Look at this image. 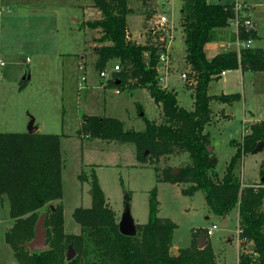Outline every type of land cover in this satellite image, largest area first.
Returning <instances> with one entry per match:
<instances>
[{
    "label": "trees",
    "instance_id": "trees-1",
    "mask_svg": "<svg viewBox=\"0 0 264 264\" xmlns=\"http://www.w3.org/2000/svg\"><path fill=\"white\" fill-rule=\"evenodd\" d=\"M183 2L180 19L189 70L185 86L192 90V109L179 103L176 90L159 84L158 41L138 43L128 36L126 17L132 9L127 0H93L102 13L100 18L87 22L89 27L99 28L100 32L97 40L101 44L93 50L95 68L101 72L112 60H117L121 69L112 71L110 85L123 91L145 87L162 106L164 120L157 123L145 117V129L136 130L126 129L116 116L85 115L78 134H91L106 141L133 142L136 158L141 163L154 164L158 181L186 183L188 186H183L181 191L187 194L203 190L207 205L219 215H226L238 207L240 240L248 241L247 248H240L238 264H264V180L243 185L238 172L244 154L252 152L257 143L264 140V119L249 124L250 130L242 139L234 140L237 148L223 174L215 170L214 153L207 149L211 144L210 133L206 130L213 122L211 101L230 104L242 97L240 92L211 95V81L229 69L263 72L264 48L246 46L222 50L208 58L207 43L256 39V28L246 29L242 25V17L249 13L241 17L239 10L238 31L229 28L236 16L235 3ZM182 153H187L188 160L178 167L157 165L163 156ZM63 165L60 134L38 130L0 132V198H8L9 213L14 219L5 233V242L13 248L20 264H224L216 259L211 242L199 248L196 238L190 246L172 251L178 225L168 216H159L156 187L151 190L147 222L136 223L135 235L122 233L117 213L109 205L96 172L91 175V206H78L74 210V219L81 225L82 232H66L63 204H57L54 209L50 206L64 195ZM260 171L263 177L264 162ZM44 208L48 248L34 251L25 243L35 236V224ZM205 232L208 233V229ZM70 244L77 254L67 261Z\"/></svg>",
    "mask_w": 264,
    "mask_h": 264
},
{
    "label": "rangeland",
    "instance_id": "rangeland-1",
    "mask_svg": "<svg viewBox=\"0 0 264 264\" xmlns=\"http://www.w3.org/2000/svg\"><path fill=\"white\" fill-rule=\"evenodd\" d=\"M13 1L8 3L21 5L28 2L33 4L42 2V0ZM73 1L50 0V4L57 3L62 8L72 9L69 4ZM183 1L127 0V3L134 8V12L127 15V21L136 29L141 30L136 32L135 37H131L139 43L144 41L155 43L163 32H168L173 36L169 50L171 72L168 78L160 84L165 88H176L179 103L192 109V90L185 86L188 81L182 77L183 71L189 73L188 67L185 66V53L182 49L184 39L180 13ZM207 1L216 2V0ZM252 1L256 6L254 17L257 19L258 34L261 38L256 41L251 40L252 43L249 42L248 46L264 48V0ZM83 2L87 3L88 0H83ZM163 3L168 6L164 10L172 20L169 26H164V28L168 27L167 32L163 27L157 28L153 20L157 13L163 10ZM233 3L239 5L241 15L245 12L250 14L251 5L247 0H235ZM99 13L98 8L90 7L83 17L89 20L97 17ZM48 16H50L48 12H43L30 20L31 17L26 13L25 26L20 25V28L16 30L20 32L17 37L19 40L14 42L17 56L11 57L7 54L3 56L6 61L5 65L0 64V132L28 131L29 122L34 118L35 125L40 124L43 127L39 132L60 134L64 160L62 168L64 195L50 204L54 206L63 204L66 232L71 234L82 232L81 225L74 219V210L78 206H91V175L96 172L109 205L117 213L118 221L124 212L128 194L136 223L147 222L151 190L156 187L160 202L159 216H168L178 225L173 236V252L190 246L194 238L197 240L203 233H206L205 230L217 224L218 227L213 234L206 233L207 242L211 244L213 242L215 257L219 263L238 264L239 248H247L248 241L243 240L240 245L238 240L240 228L237 208L223 218L207 205L203 190L198 189L194 193L187 194L181 191V186H188L186 183L158 181L154 164L151 165L149 162L144 164L136 158V145L133 142L106 141L96 136L93 137L91 134L82 136L78 134L85 115L116 116L123 120L126 129L144 130L147 125L145 117L160 123L164 120V110L145 88L137 87L125 90L126 92L120 95V100L114 101L107 111H102V98L99 97L102 94L98 92L99 90H95L103 88L96 86L101 82V75L93 62L96 58L92 54L93 41L96 40L93 39L94 32L80 26L71 27L68 21L67 23L56 21L59 29L55 30L51 23V16ZM32 23L35 24L34 27L31 26ZM229 28L236 29V19L231 20ZM87 41L91 43L86 47L85 54L87 57H92L89 60L86 58V65L82 57L78 58L80 60L78 61L75 59L76 56L67 59L65 54H60L66 51L81 52ZM96 42L100 44L97 40ZM214 42L216 41L207 43L205 47L209 55L215 49ZM41 44L47 45V48L44 47L45 49H41L40 52H35L34 47ZM219 44L217 49H224L223 51L239 49L242 46V42L237 44L231 39L220 41ZM27 56L31 58L30 63H28ZM117 63V60H112L108 68ZM30 67L32 78L22 80L23 72L25 69L29 70ZM222 75L211 81L209 91L211 94L239 91L243 95L241 99L234 100L230 104L222 103V105L214 100L211 102L213 123L208 128L212 138L211 145L214 144L216 147L213 151L217 158L215 170L223 174L233 153L232 145H230L231 138L240 141L243 134L250 130L251 122L248 121L246 125H243L244 119L248 118L251 112V117L255 115L264 118V73L253 71L242 73L241 69L235 68ZM80 84L84 85V88L79 89ZM257 88L260 91L256 90ZM78 90L83 91L81 93ZM226 113L229 115L232 113V115L226 122L219 121L226 116ZM186 160H188L187 153L163 156L157 165L160 168L167 165L178 167ZM263 162L264 148L255 153L244 154L238 167L242 180L249 182L264 178L260 171ZM9 210L8 198H0V264H20L14 255L13 248L5 242V233L14 222ZM230 237L231 241H229Z\"/></svg>",
    "mask_w": 264,
    "mask_h": 264
},
{
    "label": "crops",
    "instance_id": "crops-1",
    "mask_svg": "<svg viewBox=\"0 0 264 264\" xmlns=\"http://www.w3.org/2000/svg\"><path fill=\"white\" fill-rule=\"evenodd\" d=\"M234 1L235 0H216V2H213V3H223V4H227V3H233ZM247 1L251 5L250 16L254 20V23H255V26H256V29H257L256 31H257V34H258V26H257L258 23H257V19L254 17V10H255L256 6H255V4L253 3L252 0H247ZM8 2H14V1L11 0V1H8ZM8 2L6 0H4V2H3V0H0V64L1 65H5L6 59L4 60V58H3V56H5V54H7V55H9L11 57L17 56V54H16L17 53V51H16V44L14 42H16V41L19 40V39H17V37H19L20 32H17L16 30L20 28V25H22L23 27L25 26L24 16H25L26 13H27V16L31 17L30 20H33L36 17H38L40 13L48 12L49 15L51 16V17L50 16H48V17L52 18L51 19V23L53 24V27H54L55 30H58L59 29L58 28V23L56 21H61V22H65V23H67V21H68L69 22V26H71V27L74 26V27H77L78 28L80 26V27H84L85 29H88L89 31L92 30L94 32L93 39H96L97 40V37L100 36L99 28H93V27H91V26L89 27L87 25V22H89L90 20L98 19V18H100L102 16L101 10L97 6H95V4H93V0H88L87 3H84L83 0H74L73 3H70L69 4V5H71L72 9H70V7L69 8H67V7L62 8V6L59 5V4H57V3H55V4L52 3V5H51L50 4V0H42V2L41 3L39 2L38 4H33L32 2H28L26 4H21V5H19L17 3H13L11 5ZM162 5H163V10L160 11L159 13H163V14H166L167 15V12H165L164 8H168V6H166V3H163ZM129 6L132 9L131 12H134V8L130 5V3H129ZM90 7L98 8L100 13H99V15L97 17L90 18L88 20V19H86L83 16L85 15L86 10L89 9ZM131 12H129V13H131ZM159 13H157V14H159ZM78 15H80V16L78 17ZM126 21H127V17H126ZM170 21L172 23V20L171 19H170ZM127 22H128V36L130 38L132 36L135 37L136 36L135 35L136 32L141 31V30L136 29L133 25L130 24L129 21H127ZM34 25H35L34 23L31 24L32 27H34ZM15 32H16V35L17 36L15 35ZM182 36H183V32H182ZM260 38H261V35L258 34V38L252 39V41H256L257 39H260ZM183 39H184V36H183ZM96 40L93 41L94 42V46L99 45L96 42ZM214 41H216L218 43L214 42L215 43V49L211 53V55H209L207 53L208 58H212V56H214L216 53H218L219 51L224 50V49H221V50L220 49H217L219 47V45H220L219 42L220 41L223 42L224 40H214ZM252 41H251V43H252ZM90 43H91V41L90 42L89 41L86 42V44L84 45V49L82 48L83 49L81 51L82 53L81 52H78V51H66V52H62L60 54H65L68 57L67 59L74 58V56H76L75 59L78 60V61H80L78 58H81L82 57L85 60L84 63L86 65V60L87 59L89 60L92 57V56L91 57H87L86 54H85L87 52L86 47H88L90 45ZM142 43H145V41L142 42ZM206 45H205V47H206ZM44 47L47 48V45L41 44L39 46H35L34 47V51L35 52H37V51L40 52L41 49H45ZM182 49L185 50V44L184 43L182 45ZM236 50H238V48ZM205 53H206V51H205ZM92 54L95 57V54H94L93 51H92ZM174 56H176V55L174 54ZM26 58L29 61L28 63H30L31 62V58H29L28 56ZM2 62H4V63H2ZM63 62H64V60H63ZM93 62L95 63V60ZM85 65H84V67H85ZM185 66H187L186 62H185ZM79 67H81V65ZM113 67H114V65L110 66V68H108V67L107 68H108V70H111ZM238 69H240V68H238ZM230 70L231 69L227 70L226 73H224L223 75L227 74V72H229ZM246 72H249V71H246ZM23 73H24L23 75H26V77L25 78L22 77V80L23 79H27L28 80V79H31L32 78V75H31V73H32L31 72V67H30L29 70L28 69H25V71ZM242 73H244V71H242ZM257 73H264V71L263 72H257ZM100 75H101V73H100ZM111 75H109V77L106 78V79L104 77L100 76V78H101L100 81L101 82H99L98 85H96V86H98L100 88H103V89H95V90H99L98 92L102 94L101 96H99V97L102 98V103H103V105H102L103 110L102 111H107L108 109H110V105L112 103H114V101L120 100V98H119L120 95H122L123 93L126 92V91H123V90L119 89L118 87L109 86L110 85V80H111ZM251 81L252 82H255V80H251ZM78 88L79 89L84 88V85L80 84V87H78ZM140 88H142V87H140ZM134 89H136V88H134ZM173 89L177 91L176 88H173ZM146 90L148 91V89H146ZM256 90H259L260 91L259 88H257ZM78 91H81V93H82L83 90H78ZM235 92H239V91H235ZM219 93H222V92H215L213 94H219ZM223 93H226V92H223ZM148 94L150 95L149 91H148ZM213 94H211V95H213ZM241 95H242V93H241ZM242 97H243V95H242ZM211 102H213V101H211ZM211 102H210V104H211ZM221 107H224V106H221ZM250 114L252 115V112ZM225 115L226 116L222 117L219 121H222L223 120V121L226 122V120L229 119L228 116L232 115V113H230V115L228 113H226ZM251 115L248 118H245L243 122L247 123L249 121L251 123H254V122H259L262 119H264V118H261V117H256L255 115H253V117H251ZM210 125L211 124L207 125V127H206V130L208 132H209V128L208 127ZM42 128L43 127L40 126V124H39L38 125V131L42 130ZM242 128H243V126H242ZM210 138H211V135H210ZM234 140H238V139L231 138V140H230V145H232L231 151L233 153L235 152V150L237 148L236 145H234ZM211 141H212V138H211ZM212 144H213V142H212ZM212 146H213V150H212V152H213V151L216 150V147H215L214 144ZM231 158H232V156H231ZM261 180H263V178ZM259 181H260V179H257V180H254V181H249V182L243 181V185H247V184H250V183H257ZM182 187L183 186H181V188ZM236 208L238 209V214H239V208L238 207H236ZM228 214L222 215V217L223 218H226L228 216ZM239 226H240V224H239ZM231 240H232V238L230 237L229 238V241H231ZM238 240L240 241V245H241V242L242 241L240 240V238ZM212 244H213V242H212ZM213 249H214V244H213ZM239 253H240V248H239V251H238V256H239ZM238 261H239V259H238Z\"/></svg>",
    "mask_w": 264,
    "mask_h": 264
},
{
    "label": "water",
    "instance_id": "water-1",
    "mask_svg": "<svg viewBox=\"0 0 264 264\" xmlns=\"http://www.w3.org/2000/svg\"><path fill=\"white\" fill-rule=\"evenodd\" d=\"M23 77L25 78L26 75H24ZM28 126H29L28 128L29 132H36L38 130V126H36L34 123V118L30 120ZM263 147H264V140H261L257 143V145L252 150V152L253 153L258 152L262 150ZM207 149L209 152H211L213 150V146L211 144H208ZM212 160L215 163L217 161V158L214 156ZM177 171L178 170L176 169L175 172ZM50 206L52 209H54L53 204H50ZM46 216H47L46 210L42 211V213L39 216V219L36 221V224H35V236L31 240H28V242L25 243L26 247H30L34 251H41V250H45L46 248H48V245H47L48 229H46V226H45ZM118 224L120 227V231L124 233L125 235L131 236L137 233L136 221L132 215V211L130 208V197L128 194L126 195L124 212ZM205 237H206V233H203L200 236V238L197 239V242H199V246H198L199 248L204 247L208 243ZM252 248H253V244L249 245V249L251 250ZM76 254L77 252L74 246L70 244L68 251H67L66 260L69 261L73 259L76 256Z\"/></svg>",
    "mask_w": 264,
    "mask_h": 264
},
{
    "label": "built area",
    "instance_id": "built-area-1",
    "mask_svg": "<svg viewBox=\"0 0 264 264\" xmlns=\"http://www.w3.org/2000/svg\"><path fill=\"white\" fill-rule=\"evenodd\" d=\"M237 7V8H236ZM235 10H236V16L233 19H236V29L235 31H238L239 29V24H240V17H238V10H240L239 5H235ZM240 16L242 17V15L240 14ZM242 25L246 27V29L249 28H255V23L252 17H250V14L246 15L245 17H242ZM154 24L157 28L159 27H163V29L167 32L168 27L164 26H169V22L170 19L168 18V16L166 14L163 13H159L154 17ZM152 30H154V28L152 27ZM172 37L168 32L164 33L163 35L160 36V38L157 39L158 41V45H159V50H158V54H159V63L156 67V71H157V78L159 80V84L164 80H166V78H168L169 74H170V70H171V58H170V54H169V50L171 47V42H172ZM245 40H247V43H245ZM245 40H241L239 38H237L236 40H234L237 44H239L240 42H242V46L241 47H246L249 45V42H251V39H245ZM4 63V62H2ZM121 69V65L119 63L115 64L114 67L111 70H108V68H106L105 70L101 71V76L108 78L109 75H111L112 71H118ZM226 73V71L223 72V74ZM113 76L111 75V78ZM182 77L184 79H187V72H183L182 73ZM191 82L194 81V78L190 79ZM162 84V83H161ZM160 84V85H161ZM164 86V85H163ZM218 227L217 224H214L213 227L208 228V234L211 235L214 230Z\"/></svg>",
    "mask_w": 264,
    "mask_h": 264
}]
</instances>
